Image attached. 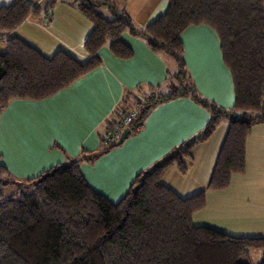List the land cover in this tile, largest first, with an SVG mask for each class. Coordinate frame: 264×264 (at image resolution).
Returning <instances> with one entry per match:
<instances>
[{
    "label": "trees",
    "instance_id": "trees-1",
    "mask_svg": "<svg viewBox=\"0 0 264 264\" xmlns=\"http://www.w3.org/2000/svg\"><path fill=\"white\" fill-rule=\"evenodd\" d=\"M61 1L47 0L43 9L33 0L0 7V40L6 44L0 54V114L14 101L54 96L98 68V53L106 43L115 58H130L121 39L128 33L143 38L151 52H164L177 62L178 87L166 95L125 96L100 137L105 151L118 139L109 143L105 136L134 133L164 101L189 96L211 116L201 134L137 174L117 203L94 191L82 176L80 162H91L97 154L81 153L64 167L26 179L9 198L2 190L15 183L0 163V264H240L239 258L250 251H264L262 237H232L194 226L192 217L204 209L205 192L179 197L161 182L172 168L186 174L194 148L210 140L220 119L227 129L206 190H225L232 175L244 172L246 139L253 125L264 124V0H167L165 12L142 29L107 0H72L91 25L82 45L84 60L63 50L47 57L13 34L28 18L42 13L48 19ZM100 8L109 19L95 11ZM198 26L208 27L217 38L232 84V111L200 99L184 83L180 36ZM258 264H264V255Z\"/></svg>",
    "mask_w": 264,
    "mask_h": 264
},
{
    "label": "crops",
    "instance_id": "crops-1",
    "mask_svg": "<svg viewBox=\"0 0 264 264\" xmlns=\"http://www.w3.org/2000/svg\"><path fill=\"white\" fill-rule=\"evenodd\" d=\"M12 1L0 0V7L7 6ZM34 1L40 9H43L47 2ZM121 2V9H118L128 14L136 29H142L152 23L167 7V0ZM49 13L48 19L42 13L28 18L13 34L45 56H51L56 49L66 51L80 60L86 59L82 45L91 31V25L81 17L75 5L63 3L62 0L54 5ZM185 37L188 38L189 44L187 50ZM200 37L202 38L199 39ZM121 39L131 51L130 58H115L106 43L98 53L101 62L98 68L54 96L41 101H14L1 112L0 118L9 111H14L10 120H13L14 124L17 121L15 112L23 113L21 116L28 119L22 121L23 127L29 124L35 135L40 138L43 137L41 129L45 124L53 126L61 123L69 130L65 141H58L53 137L50 141H43L44 145L39 141L37 148L29 145L33 153L30 159L34 161L28 158L25 160L29 164L24 174L25 180L34 178L51 167H64L77 159L81 153L87 156L97 154L91 162L82 160L80 171L86 183L111 202L125 193L133 176L155 166L166 155L202 133L211 116L209 110L201 107L189 96L177 97L156 104L137 131L132 133L122 130L113 143L114 147L105 151L100 137L104 134L108 121L117 114L116 111L121 107L125 96H135L136 93L142 92L166 95L178 87L175 79L178 64L174 59L164 52H151L141 37L124 33ZM180 39L186 76L184 83L192 88L200 99L225 111H232L234 95L230 76L221 59L213 53V46L216 50L218 48L213 40L209 39V32L202 26L190 27L181 34ZM199 40L202 41L201 44ZM5 49L4 40H0V54L4 53ZM91 97H95L98 110L86 109V100ZM46 103L51 106L53 103V106L44 114L36 115L37 118L33 115L34 118L30 119L29 107L38 106L39 110L40 106L44 107ZM220 121L221 119L217 126L227 129V124H219ZM211 139L212 137L208 142L196 146L193 152L209 144ZM250 158L252 163H249ZM244 170L264 174V124L253 125L246 139ZM204 211L206 208L195 213L192 219Z\"/></svg>",
    "mask_w": 264,
    "mask_h": 264
},
{
    "label": "rangeland",
    "instance_id": "rangeland-1",
    "mask_svg": "<svg viewBox=\"0 0 264 264\" xmlns=\"http://www.w3.org/2000/svg\"><path fill=\"white\" fill-rule=\"evenodd\" d=\"M107 1L121 9V0ZM33 2L36 3L34 0ZM66 3L70 5L72 0H66ZM95 11L98 13L100 12L104 17L109 19L103 8L95 9ZM202 28H205V30L209 32V39H211V41L213 40L218 48L216 36L209 31L208 27L202 26ZM201 38L202 37L199 39ZM184 41L186 42L185 49L187 50L189 47V44H187L188 38L185 37ZM201 43L202 41L199 40V44ZM55 51L56 49L53 50V52ZM53 52H51V54ZM214 52L220 60L219 49L216 50L213 46V53ZM86 102V109H99L95 97H91L86 100ZM42 106H40L39 110L38 106L29 107L30 119L34 118L33 115L37 118L36 115L39 116L44 114L47 109L53 106V103L52 106L49 103L44 104V107ZM13 115L14 111H9L7 115H2L0 118V163L5 164L10 172V179L15 183L2 190L5 198H9L15 194L17 189H19L20 183L25 180L24 174L29 165L25 160L28 158L30 161H34L30 159L33 153L29 145L37 148V143L39 141L44 145L43 141H50V138L53 139V137L58 141H65L69 132L60 122V124H53V126L45 124L41 129V135L43 137L40 138L35 135L33 129L29 127V124L23 127L24 124H22V121H24V119L26 121L28 120L24 118L25 116H21L23 113L19 114L17 111L15 112V117L17 119L15 124L13 120L10 122ZM239 115V113L236 114V116ZM222 123L227 124L225 120L219 122V124ZM215 132L209 144L198 148L192 153V161L187 165L188 170L185 175L181 176L175 169H169L163 176L161 182L174 191L179 197H187L200 191L205 192L204 208H206V211L192 219L193 225L211 228L232 237L264 238V174L259 171L253 172L244 170L242 174H234L231 176L229 186L226 190L222 192L206 190L208 178L214 167L215 159L223 141L226 128L221 129L217 126ZM249 148H251V145ZM104 149H106V146ZM252 161V158H250L249 163H252ZM255 165L258 166L259 164L255 163ZM153 166L143 172L148 171L153 168ZM134 177L135 176H133L132 181ZM126 190L124 191L125 193ZM260 190L262 193H260ZM125 193L121 196H117L114 198L115 200H111V202L117 203ZM263 255L264 251L261 249L252 250L248 254L240 257L238 261L240 264H258Z\"/></svg>",
    "mask_w": 264,
    "mask_h": 264
},
{
    "label": "built area",
    "instance_id": "built-area-1",
    "mask_svg": "<svg viewBox=\"0 0 264 264\" xmlns=\"http://www.w3.org/2000/svg\"><path fill=\"white\" fill-rule=\"evenodd\" d=\"M131 118H132V116L131 117H128L125 120L126 124H128L130 122ZM118 136H119V134L105 136V141H107V142L110 143V142H112V140L118 138Z\"/></svg>",
    "mask_w": 264,
    "mask_h": 264
},
{
    "label": "water",
    "instance_id": "water-1",
    "mask_svg": "<svg viewBox=\"0 0 264 264\" xmlns=\"http://www.w3.org/2000/svg\"><path fill=\"white\" fill-rule=\"evenodd\" d=\"M122 137H124V135H122Z\"/></svg>",
    "mask_w": 264,
    "mask_h": 264
}]
</instances>
